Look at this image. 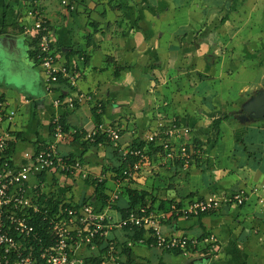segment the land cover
<instances>
[{
	"label": "crops",
	"instance_id": "1",
	"mask_svg": "<svg viewBox=\"0 0 264 264\" xmlns=\"http://www.w3.org/2000/svg\"><path fill=\"white\" fill-rule=\"evenodd\" d=\"M32 1L0 0V38L9 35L17 40L13 51L2 50L8 53L9 60H25L34 75V87L24 86L27 87L24 90L7 81L9 74L0 78V101H6L9 109L16 113L13 124L6 127L16 138L12 158L18 162L26 152L36 151L51 140L53 115H64V111L55 109L52 103L53 98L59 96L58 89L64 90V87L56 88L51 94L47 92L37 60L38 40L34 34L26 33L36 21L29 15ZM66 1L67 5H63V0H41V13L55 36V49L61 62L78 70L80 87L102 105L101 112L94 103L69 110L70 127L92 130L98 124L96 114H103V122L107 120L125 127L122 147L127 148L143 141L147 132L164 118L188 124L194 139L209 145V165L194 164L179 175L178 163L163 160L159 165L162 168L145 171L131 187L138 184L142 189L153 188L150 176L159 169L171 174L167 187L172 189L176 183V191L183 190V193L167 197L164 189L156 185L161 190L156 192L161 200L156 203L159 208L162 201L180 203L193 192H197L198 197H207L264 184V117L254 115V108L264 94V80L246 87L247 82L243 80L235 102L228 96L229 87L214 90L216 87L210 84L231 77L229 74H233L232 68L241 57L240 46L242 49L260 46L256 41L264 36V30L256 35L252 31L254 24H264V0ZM253 66L258 70L264 68L263 64ZM141 78L146 84H139ZM185 78H191L193 85L188 87L186 100L181 101L179 90L171 85ZM154 80L158 82L157 88L148 86ZM38 83L43 91L35 89ZM202 85L204 92L200 91L198 98L195 93ZM138 93H142L141 101L147 102L144 108L148 111L134 113L136 119L130 121L134 124L128 127L118 118L126 116L128 105L137 101ZM154 105L163 110L170 106L181 107L184 112L175 115V119L163 110L154 111ZM236 106H241L238 118L235 117L238 113L234 112ZM225 115H230L229 119L212 133L211 122ZM225 131L227 135L232 133L223 138ZM60 149L63 154L82 159L91 172L100 173L118 166L117 152L104 141L96 146L83 138L68 139L61 142ZM108 149L113 155L109 152L107 156L105 150ZM99 158L107 159L106 164L98 163ZM198 168L202 171L194 175L193 170ZM186 172L191 175L187 176ZM186 176L189 185L181 187L185 185L182 181ZM51 179L57 183V177H47L48 181ZM108 185L112 191L113 182ZM127 188L110 211L117 221L123 218L122 211L129 205L128 195L124 194ZM92 197V201L103 205L94 193ZM171 214L162 224L165 235L213 241L202 242L198 249L187 254L164 252L149 247L146 242L130 247L128 257L125 241L131 239L130 234L117 230L111 238L120 246L121 261L130 258L134 264H264V208L254 200L243 207H224L190 219Z\"/></svg>",
	"mask_w": 264,
	"mask_h": 264
},
{
	"label": "built area",
	"instance_id": "2",
	"mask_svg": "<svg viewBox=\"0 0 264 264\" xmlns=\"http://www.w3.org/2000/svg\"><path fill=\"white\" fill-rule=\"evenodd\" d=\"M40 1H32L29 15L36 21L32 28L26 29V33L34 34L38 40L37 59L42 67L47 92L51 94L56 92V88L64 87V90L58 89L59 96L53 98V107L72 111L83 104L94 103L101 112L102 105L80 87L78 70L69 63L61 62L55 49V36L41 13ZM63 5H67L66 0H63ZM15 114L6 101H0V264H121L120 246L111 238L117 230L131 236L136 230L146 232L137 241L127 239L128 248L145 244L152 237L154 243L151 247L187 254L198 249L202 242L213 240L165 235L162 224L172 212L190 219L224 207H243L251 200L264 208V184H259L195 199L182 209L173 205L171 212L138 207L117 221L110 211L119 201L124 188L130 187L145 171L155 170L163 160H170L180 164L185 172L198 160L208 159V154L196 145L192 128L188 124L163 118L143 138L144 147L125 148L122 147L125 127L121 124L103 122L89 131L77 127L67 130L60 121L62 114H55L51 120V140L36 151L26 152L22 161L18 162L8 155L16 138L6 127L13 124ZM77 134L91 144L103 137L117 152L118 166L124 165L122 173L111 170L91 172L79 159L63 154L61 142L74 139ZM152 144L156 148L154 151L150 150ZM48 176H55L62 183L113 182L114 189L108 192L107 206L103 211L88 203H63L51 214V208L40 204L45 196L43 191L52 180L48 181ZM44 201H48L47 196ZM37 216L46 225L43 232H39L34 224Z\"/></svg>",
	"mask_w": 264,
	"mask_h": 264
},
{
	"label": "rangeland",
	"instance_id": "3",
	"mask_svg": "<svg viewBox=\"0 0 264 264\" xmlns=\"http://www.w3.org/2000/svg\"><path fill=\"white\" fill-rule=\"evenodd\" d=\"M256 27H258V28H256ZM263 30H264V24L263 23H259V24L256 23V24H254V30L252 31V34L256 35L257 33H261V31H263ZM249 33H250V31L247 30L248 35H249ZM256 43H260V46H258L257 48L255 46H249V47H245L243 49H242V46L239 47L238 52H240L239 56H241V57H240L239 61L236 62V64H234V66L232 68L233 74H229V76H231V77L223 79L221 82H216V81L210 82L211 86L213 85V88L216 87V89H214V90H219L220 87H222V86L229 87L231 90V93L228 96H229V98H231L230 100L235 102V101H238V99H239L238 90L241 88V82L243 80L247 82L245 87L247 85H250V84L253 85V83H257L261 80H264V68H262L261 70H258V67L253 66L254 64H263L264 65V36L261 37L258 41H256ZM7 51L9 53V50H7ZM2 53H3V55H1ZM8 53L6 54L0 48V78L1 77L3 78L2 75H5V74L8 75L9 74L10 77H8L7 78L8 80L7 79L6 80L9 81L11 84L13 83L12 84L13 86H15L17 88H21V89L23 88V90L27 89V87L33 88L34 87V84H33L34 75H33V72L28 68V65L26 64L25 60H23V59L22 60L20 59L19 61L16 59H15L16 61L12 60V59L9 60ZM4 56H7V57H4ZM253 62H254V64H253ZM39 70L40 69H38L36 71V73H38ZM39 74L40 73H38V75ZM195 74H197V73H195ZM195 76H197V75H195ZM143 81H144L143 78H141L139 84H142ZM144 84H146V82H144L143 85ZM191 84H192V79L189 78V80H188L187 78H185V79H181L179 82L171 85V87L172 88L177 87V90H179V93L181 95L180 99H181V101H184L188 97V93H187L188 87L191 88V86L193 85V84L192 85ZM157 85H158V82H156L155 80L151 85L148 84V86H151L152 88H157ZM24 86H27V87H24ZM35 89H39V90L43 91V88L40 85V83L35 85ZM203 89H204L203 85L201 86V88L197 89V91H199V92L195 93V95L198 98H199V96H201L200 91H203ZM136 95H137L138 99H137V101H135V103L128 105L129 109H126V116L125 115H124L125 117L122 116L121 119L118 118L119 122L125 123L128 127H130V125L132 126L134 124V123L133 124L131 123V122H133V120L136 119V116L134 115V113L138 115V113L140 111L141 112L142 111L143 112L148 111L147 108H144V106H148V104L145 105L147 102L141 101L142 100V93L141 94L138 93ZM246 95H249V94H246ZM148 103H150V102H148ZM179 103L182 105L185 104V102H179ZM153 107L154 108H152V109L154 111L156 109L157 110H163L162 108L161 109L157 108L155 105ZM173 107L174 106H170L168 109L163 110L164 113L167 114L171 118L172 117L175 118V115L177 116L178 114L184 112L181 107L180 108H176V107L173 108ZM197 107H199V106L197 105ZM173 109L174 110L176 109L177 111L174 112ZM240 109H241V106L240 107L236 106L234 108V112L238 113L240 111ZM240 114L241 113L236 114L235 117L238 118L237 116ZM104 122L110 123L107 120L106 121L104 120ZM212 123L213 122H211V124H210L211 128L213 127ZM135 125H137V122L135 123ZM227 125H229L231 127V124L227 123ZM138 127L140 128L141 126L139 125ZM214 131L216 132V130H214L212 128L211 132L213 133ZM231 133L232 132H229V134H231ZM228 135L225 131L223 138H227ZM109 152H110V154L113 155V152H111L109 149H108V151L105 150V153L107 154V156H109ZM99 160H101V161H98V163H100L101 165L106 164L107 159H103V158L100 159L99 158ZM111 168L112 167H110V169ZM159 168H162V166H159ZM104 171H108V169L107 170L104 169ZM200 171H202L201 168L193 170V174L198 175V174H200ZM180 174H185V173L181 172V173H179V175ZM170 175L171 174L164 173V171H162V169L156 170V173L151 174V176H150L151 177L150 183H151V185L153 184V186L158 185L160 187V189L163 188L167 197L173 196V195H175L177 197L180 195L179 192L183 193L182 192L183 190H180L177 192L176 191V183H175V185H173L172 189H171V187H167L171 183V181L168 180L169 178H172ZM186 175L189 176L191 174L186 173ZM187 176L182 181V183H185V185L182 184L181 187L189 185V182L186 181V178H188ZM146 185H147V183H145L144 186L146 187ZM135 188H137L139 190L142 189V187L138 184L135 186ZM127 190H128V188L125 190L124 194H127ZM43 192H44L43 195L47 196L48 198H53L54 200L59 201L60 202L59 204H63V203L84 204V202L87 200L88 204H92L97 209H100L102 211L107 206L106 201H105L106 202L105 205H100L97 202H94L90 199L92 197V194L94 193V189H93V186H91V185L89 186L84 181H81V182H78L77 184H74L71 181H65L62 183L58 179L57 183H56V181L54 179H52L51 183H49L48 187ZM155 209L158 211L157 206L155 207Z\"/></svg>",
	"mask_w": 264,
	"mask_h": 264
},
{
	"label": "trees",
	"instance_id": "4",
	"mask_svg": "<svg viewBox=\"0 0 264 264\" xmlns=\"http://www.w3.org/2000/svg\"><path fill=\"white\" fill-rule=\"evenodd\" d=\"M38 60V59H37ZM39 62V61H38ZM2 101V100H1ZM69 110H64V115L61 116V123L64 125V127L68 130L70 128V125L68 124V113ZM103 114H96V119H97V123L98 124H101L103 123V120H102V116ZM230 115H225L223 117H220L216 120H214L213 122V129L218 131L221 124L223 122H225L227 119H229ZM97 124V125H98ZM80 138H83L82 135L80 134H77L75 136V140L76 139H80ZM104 141V138L103 137H99L97 138V142L93 145H96L98 146L100 142ZM105 142V141H104ZM195 143L198 147H200L205 153L208 154V144H205L203 142H201L199 139H195ZM145 143L143 141H140L138 144L136 145H133V146H136V147H139V148H142L144 147ZM242 145L245 146V149L248 150V147L246 146V144L244 143V141L242 140ZM156 148H154V145L152 144L150 146V150H155ZM14 153V143L11 144V147H10V150L8 151V155L9 156H12ZM73 159H76L74 156H71ZM81 162H83L82 159H79ZM209 161L210 159L208 158L206 161H203V160H198L196 165H198L199 167H202L204 163H206V165H209ZM84 163V162H83ZM180 166V164H179ZM124 167L123 166H117L115 168H111L110 170L113 171V172H116V173H122V168ZM181 167V166H180ZM108 170V171H110ZM182 170H177V173H181ZM188 173V172H186ZM86 183L88 185H91L93 186L94 188V195L100 199V201L103 203V205H105V201L108 197V191H110L111 189L108 188V184L109 182H105V183H102V184H95V183H91L89 181H86ZM134 183L132 182L130 187H128V190H127V195H128V199H129V205L127 207L126 210H123L122 211V215H123V218H125L132 210L138 208V207H147L149 209V211H157L155 209V207L157 206L156 203H158L159 201V198L157 196V193H159L161 190L158 189L156 186H152L153 188L151 189H137L135 187H131ZM157 192V193H156ZM197 195H199L197 192H193V193H190L187 197H185L180 203H177L176 201H173V200H170L169 202H160L159 204V208H158V211H164V212H171L172 211V206L173 205H176L177 209H182L183 207L187 206L189 203H191L193 200L195 199H202V198H205V197H198ZM44 198L45 196H43L40 200V204L41 205H46L47 207L51 208V214L53 213V210H56L58 207H59V201H56L54 200L53 198H48V201L45 202L44 201ZM93 197H91L90 199H92ZM84 204H87V200L84 202ZM168 206V207H167ZM175 214V213H174ZM210 214V213H208ZM208 214H204V215H208ZM204 215H201V216H204ZM34 224L37 226V229L39 232H43L44 228L46 227V225H44L42 223V220H41V217L37 216L36 219H35V222ZM146 235V232L144 230H141V231H135V233L130 237L132 240H139L140 238L144 237ZM154 243L152 237L149 238L148 242H147V245L149 247H151V244ZM126 244V243H125ZM164 251V250H163ZM164 252H173V253H176V254H182L181 251H178V250H172V251H164ZM125 253L128 255V257L130 256V248L126 249L125 250ZM98 260H100L98 258ZM121 264H134L130 258L128 259V261L126 262H122Z\"/></svg>",
	"mask_w": 264,
	"mask_h": 264
},
{
	"label": "water",
	"instance_id": "5",
	"mask_svg": "<svg viewBox=\"0 0 264 264\" xmlns=\"http://www.w3.org/2000/svg\"><path fill=\"white\" fill-rule=\"evenodd\" d=\"M17 47V40L11 36L6 35L0 38V48L13 51ZM254 115L257 117H264V94L261 96L259 103L254 108Z\"/></svg>",
	"mask_w": 264,
	"mask_h": 264
}]
</instances>
